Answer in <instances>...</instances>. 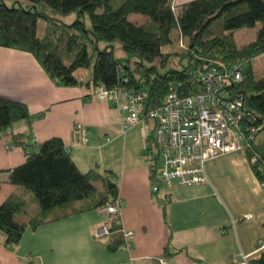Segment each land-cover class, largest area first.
Returning a JSON list of instances; mask_svg holds the SVG:
<instances>
[{
    "label": "trees",
    "instance_id": "obj_1",
    "mask_svg": "<svg viewBox=\"0 0 264 264\" xmlns=\"http://www.w3.org/2000/svg\"><path fill=\"white\" fill-rule=\"evenodd\" d=\"M12 1L10 6L0 0V46L32 53L59 85L93 86L96 93L100 88L144 93L145 111L162 106L172 91L181 96L202 92L200 74L216 62L239 69L241 81L229 88L244 95L249 116L241 122L242 129L247 135L256 129L244 152L264 187V74L253 66V60L264 54V0H191L178 6L174 0ZM70 12L77 13L74 22L57 24L60 16ZM132 14L144 15L148 21H132ZM40 19L53 21L57 27L50 28L49 23L42 27ZM258 22L257 38L238 45L234 32ZM174 40L187 48L179 54L189 62L179 69L162 70L174 52L164 47ZM116 41L129 57L136 58L134 68L115 56ZM79 69L90 73L79 76ZM32 118L24 102L0 96V136L16 121ZM12 143L23 148L25 161L6 171L8 181L25 193L13 194L0 205L5 245L19 244L28 226L36 229L91 210L104 212V207L120 199L118 182L111 177L115 173L82 171L61 137L35 143L31 133L15 132ZM150 173L154 184L155 169ZM32 202L38 209L26 221ZM108 221L106 248L114 253L124 236L116 219L109 216ZM250 264H264V252Z\"/></svg>",
    "mask_w": 264,
    "mask_h": 264
},
{
    "label": "crops",
    "instance_id": "obj_2",
    "mask_svg": "<svg viewBox=\"0 0 264 264\" xmlns=\"http://www.w3.org/2000/svg\"><path fill=\"white\" fill-rule=\"evenodd\" d=\"M188 1L174 0V6ZM132 15L137 23L148 21L144 15ZM0 96L24 102L33 115L30 121H16L0 136V170L5 171L0 176V205L13 194L25 193L8 181L6 172L25 161L23 148L12 143V133H31L35 143L59 136L82 171L115 173L111 177L118 179L123 202L120 225L134 231L131 250L109 253L105 241L100 255L94 248L82 253L81 232L93 235L94 245L100 223L88 218L86 224H75L81 214L36 229L28 226L22 240L29 232L33 243L45 239L44 247H50L43 252L18 250L22 240L7 246L0 232V264H35V259L37 264H230L242 255L260 257L264 187L244 151L209 160L208 182L174 186L172 198L166 200L164 187L153 191L139 130L122 132L119 109L98 96L93 86L59 85L32 53L0 46ZM115 158L116 164L104 161Z\"/></svg>",
    "mask_w": 264,
    "mask_h": 264
},
{
    "label": "built area",
    "instance_id": "obj_3",
    "mask_svg": "<svg viewBox=\"0 0 264 264\" xmlns=\"http://www.w3.org/2000/svg\"><path fill=\"white\" fill-rule=\"evenodd\" d=\"M241 79L239 69L216 62L200 74L202 92L181 96L172 91L162 106L149 111L144 110V93L100 88L97 94L112 100L119 109L122 132L143 118L155 122L156 134L152 141L143 131L145 147L149 151L145 156L149 160L150 171L155 169L156 173L153 191L157 193L164 187L165 199L169 200L174 186L208 182L206 163L209 160L223 153L244 151L254 140L256 129L251 128L247 135L241 126L245 116H249L244 95L229 88ZM122 207V200L117 199L101 211L116 219V224L120 225ZM121 232L124 243L120 249L131 250L134 231L121 227ZM109 234V222L96 232L98 237ZM257 250L260 256L264 252V242L261 240ZM250 261L249 255H242L239 259H232L230 264H250ZM160 262L164 263L165 260L160 259Z\"/></svg>",
    "mask_w": 264,
    "mask_h": 264
},
{
    "label": "rangeland",
    "instance_id": "obj_4",
    "mask_svg": "<svg viewBox=\"0 0 264 264\" xmlns=\"http://www.w3.org/2000/svg\"><path fill=\"white\" fill-rule=\"evenodd\" d=\"M6 2L10 6L13 5L12 0H6ZM133 17H134V15H132V18ZM60 18H61V20L60 21L58 20L57 24H59L61 26H62V23L71 24L72 22H74L77 19V13L70 12L66 15L60 16ZM86 20L89 23L88 17L86 18ZM39 21H40L39 22L40 26H42V27H44L43 26L44 24H48V23H49L50 28L57 27V25L53 21L48 22V21H45L42 19H40ZM42 27H41V30H42ZM260 28H261V23L258 22L253 27H245V28L237 29L234 32L235 33V40H236L237 44L241 46V45L248 44V43L254 41L257 38V34H258V31ZM180 43H181L180 40H176V41L174 40V42L171 45L164 47L165 50H171L174 52L172 55H170V58L166 64V66L164 68H161L162 70H165V69H168L171 67L179 69V68H182L185 64H187L189 62L187 57H184V56L179 54L180 51L181 52L187 51V48H184L185 46H182V44H180ZM184 43L186 45L185 39H184ZM99 46H100V48L103 49V48H105V43L101 42L99 44ZM113 49H114V54L117 58L123 59L126 63H130L133 68L135 67L134 62H135L136 58L135 57H129L128 54L123 50L122 45L118 41L114 42ZM128 58L130 59L129 62H128ZM157 63H159V62H157ZM159 65H160V63H159ZM253 66L260 74H264V54H262L261 56L255 58L253 60ZM89 73H90L89 69H86L84 71H81L79 69V71H77V75L84 76V77H87V75ZM143 129L145 131V134L152 141L153 135L156 134L155 122L152 119L143 118L142 121L138 122L137 124H134L127 131L130 132V131H134V130H139V132L143 138L142 155H143L144 159L147 160L149 163V160L146 159V156H145L146 154L149 153V151L145 147L144 136H143L144 132H142ZM130 150L132 152H134L135 148H132L130 146ZM104 161L110 162L112 164H116L118 162V160L116 158L113 160L107 159ZM119 162H121V161L119 160ZM120 166H121V163H120ZM101 167L104 168L103 166H101ZM115 179H116V177H115ZM116 180H118V179H116ZM37 208H38V206L28 207V214L29 215L26 216L25 219H29L30 216H34ZM88 218H93L97 223H100L99 228H101L102 226H104L106 223L109 222L108 221L109 216L106 213L100 212L98 210H91L90 212L81 214L78 218H76L77 220L74 223L75 224L78 223L80 225L86 224L85 222H86V220H88ZM81 234H83L80 237V240L82 242L81 250H82V253H84V254H88V252L91 251L92 248H94L95 249V255H100L101 254L100 247H102L101 245H103L106 241V246H107V242L110 238L109 235H104L100 238L96 237L98 239V241L96 242V243H98V245L96 243L94 245H92V242H91L92 240H91L90 236L93 237V235H91V234L90 235L88 234V236L84 235L83 231L81 232ZM29 235H30V232L22 240L21 245L18 246V248H17L18 250H30V249L34 248V250H35L34 252L37 253V252H40V251L43 252V251H46L49 249L50 244L47 247H44L43 241H45V239L40 238L36 243H33L32 240L28 237ZM94 237H95V233H94ZM51 243H55V242L53 240H51ZM56 251H57L56 252L57 254H62V251H61V253H59L60 252L59 250H56ZM35 264H37L36 259H35Z\"/></svg>",
    "mask_w": 264,
    "mask_h": 264
}]
</instances>
